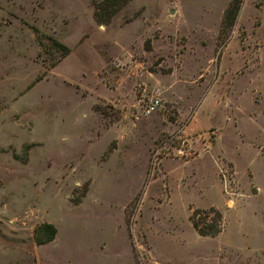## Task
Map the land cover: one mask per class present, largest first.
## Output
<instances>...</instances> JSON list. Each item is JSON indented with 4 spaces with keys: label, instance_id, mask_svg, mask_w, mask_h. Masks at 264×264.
<instances>
[{
    "label": "rangeland",
    "instance_id": "obj_1",
    "mask_svg": "<svg viewBox=\"0 0 264 264\" xmlns=\"http://www.w3.org/2000/svg\"><path fill=\"white\" fill-rule=\"evenodd\" d=\"M96 1L0 0V264H264V0Z\"/></svg>",
    "mask_w": 264,
    "mask_h": 264
},
{
    "label": "trees",
    "instance_id": "obj_2",
    "mask_svg": "<svg viewBox=\"0 0 264 264\" xmlns=\"http://www.w3.org/2000/svg\"><path fill=\"white\" fill-rule=\"evenodd\" d=\"M131 0H98L92 2V20L98 26L106 25L114 17V15L128 2ZM241 0H232L230 5L225 9L220 30L223 27L229 29L235 20L236 14ZM61 48L63 54L67 53V49L57 45ZM201 216V217H200ZM193 231L202 238L215 237L222 227V218L219 212L213 208H208L207 210H194L188 218ZM55 229L49 224H42L35 228L34 242L37 246L47 244L54 239Z\"/></svg>",
    "mask_w": 264,
    "mask_h": 264
},
{
    "label": "built area",
    "instance_id": "obj_3",
    "mask_svg": "<svg viewBox=\"0 0 264 264\" xmlns=\"http://www.w3.org/2000/svg\"><path fill=\"white\" fill-rule=\"evenodd\" d=\"M158 103V100H150L149 103L145 106L144 114L148 115L150 113H153L157 109Z\"/></svg>",
    "mask_w": 264,
    "mask_h": 264
}]
</instances>
